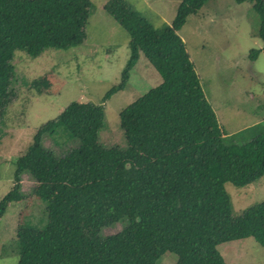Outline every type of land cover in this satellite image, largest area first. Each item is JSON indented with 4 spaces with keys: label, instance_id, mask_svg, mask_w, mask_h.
<instances>
[{
    "label": "trees",
    "instance_id": "16d2710c",
    "mask_svg": "<svg viewBox=\"0 0 264 264\" xmlns=\"http://www.w3.org/2000/svg\"><path fill=\"white\" fill-rule=\"evenodd\" d=\"M204 1L180 0L171 22L159 27L126 0L103 4L129 37L120 82L100 103L70 101L32 132L13 161L0 216L23 199V174L34 182L40 214L21 215L0 256L17 254L16 264H156L168 251L173 264H226L222 242L250 237L264 247V200L234 216L224 188L264 174V126L241 141L225 136L177 35ZM245 1L261 39L248 51L253 59L264 54V0H234ZM90 9L89 0H0V120L17 96L15 51L33 58L82 43ZM141 54L160 82L119 111L125 145H104L102 104L124 87ZM123 220L119 231L102 233Z\"/></svg>",
    "mask_w": 264,
    "mask_h": 264
},
{
    "label": "rangeland",
    "instance_id": "374dc122",
    "mask_svg": "<svg viewBox=\"0 0 264 264\" xmlns=\"http://www.w3.org/2000/svg\"><path fill=\"white\" fill-rule=\"evenodd\" d=\"M91 9L82 43L63 49H46L37 57L16 50L12 63L17 96L6 107L0 120V197L12 185L13 161L23 152L32 132L44 120L57 114L68 102L100 103L104 92L120 82L129 57L127 32L102 8L107 0H89ZM153 26L169 24L180 0H126ZM257 16L249 2L205 0L195 14L188 15L177 30L198 78L203 96L215 112L225 136L235 141L249 137L264 126V54L253 59L250 48H259L254 34ZM39 80L32 87V81ZM44 80V84L40 81ZM160 77L155 67L140 55L129 71L122 89L103 105V125L99 140L104 145H125L119 124V111L149 88ZM48 144V140L45 141ZM24 197L8 203L0 216V244L15 237L21 215L40 214L41 204L32 194L34 182L21 176ZM235 216L264 200V174L256 180L235 186L224 183ZM125 220L102 230L119 231ZM226 264H264V247L252 238H239L217 245ZM175 254L164 252L156 264H173ZM18 255L0 256V264H16Z\"/></svg>",
    "mask_w": 264,
    "mask_h": 264
}]
</instances>
